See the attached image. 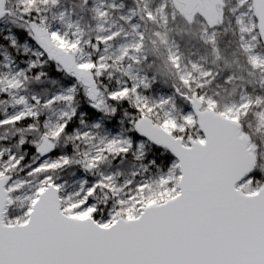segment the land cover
Masks as SVG:
<instances>
[{"label": "snow or ice", "instance_id": "snow-or-ice-1", "mask_svg": "<svg viewBox=\"0 0 264 264\" xmlns=\"http://www.w3.org/2000/svg\"><path fill=\"white\" fill-rule=\"evenodd\" d=\"M3 3L0 15L6 11ZM49 3L57 0H20V11L39 14L38 4ZM29 28V37L48 59L83 86L91 109L115 119L118 107L127 102L137 115L130 122L134 135L108 138L75 129L68 133L73 108L71 114H62L63 123L45 125L47 131L31 146V163H23L26 155L17 158L8 149L0 150V264H264V140L257 142L264 136V113L252 131L246 122L250 101L219 111L214 99L194 93L184 97L190 110L177 117L167 107L171 97L150 103L139 95V85L105 96L92 79L93 73L107 70L100 62L104 57L77 63L79 37L70 40L66 33L50 32L43 18L31 21ZM116 35L97 40L104 44ZM36 67V62L28 65L29 70ZM42 75L37 73L36 79ZM16 76L27 79L24 71ZM181 80L188 85L187 79ZM5 82L9 88L22 84L16 77L0 80ZM75 91L74 85L69 95L54 96L44 107L58 100L71 103ZM32 99L40 104L36 96ZM15 103L27 107L23 96ZM36 116L27 108L0 120V126ZM62 136L73 142V152L78 142L95 141L94 154L76 153L77 159L57 152ZM146 142L155 156L130 178L121 180L119 170L92 180L85 176L73 191L61 182L59 172L74 165L90 174L108 156L141 160ZM23 145L21 137L17 148Z\"/></svg>", "mask_w": 264, "mask_h": 264}, {"label": "rangeland", "instance_id": "rangeland-1", "mask_svg": "<svg viewBox=\"0 0 264 264\" xmlns=\"http://www.w3.org/2000/svg\"><path fill=\"white\" fill-rule=\"evenodd\" d=\"M89 1L88 8L86 0H57L55 5L40 4L39 14L34 16L31 13L22 15L20 0L10 1L11 16L5 18L4 22H0V80L7 81L16 77L22 81V84L19 88H9L6 82L0 84V88L5 89L0 92V120H6L21 111H26L27 108H31L37 116L26 118L14 125L0 126V150L8 149L10 151L7 154H15L17 158L26 155L23 163H31L35 159V151L31 154L25 148H17L21 137L25 139V142L27 140L32 144L38 142L40 136L47 131L46 124L51 127L57 123H63L62 114L65 112L71 114L73 108L76 109V114L69 122L68 133H72L75 129L81 133L90 132L93 135L99 133L100 136L108 138L116 136L127 138L134 135L130 130V122L134 119L132 118L134 107L127 102V106L120 105L115 119L97 113L89 107L90 101L85 95L83 86L64 73L58 64L48 59L44 50L29 37L27 30L29 23L33 20L39 23L40 18L44 19L50 32L58 31L61 35L66 33L70 40L80 38L81 51L74 54L77 63L96 61L104 57V60L100 62L108 65L107 70L99 75L94 73L93 76L96 79L97 88L104 92L105 96L112 90L139 85L137 88L139 95L150 103L171 97L167 107L172 110L173 115L178 117L190 109L185 100L176 93L175 88L191 95L195 92L187 93L181 88L191 90L192 87H196L200 90L195 94L214 99L219 111L227 107H238L241 103L250 101L252 107L247 110V113L252 109L258 110L257 116L250 120V124L256 130L259 117L264 113L260 92L253 93L244 84L238 87L237 82L236 87L220 101L218 96H215L216 90L201 87L208 82L218 66L223 71L226 70L227 74L223 73L225 81H230L231 78L240 79L242 76L240 72L243 70L241 59L236 56L237 53L228 50L227 41L221 39L224 35L216 33L218 31L214 28L208 31L207 36L212 47L219 52L217 59L213 58V49L209 51L198 43L199 33L207 21L204 19L208 17V12L203 10L205 7L199 8L193 15H184V11L178 8L175 0H137L131 4L128 0ZM211 1L212 4L209 5L212 10V24L218 22L229 24L226 14L220 8L225 6L226 2ZM227 2L229 9L233 5L237 9L230 21V25L234 26V32H236L232 42L234 43L233 39L237 35L235 39L239 52L247 56V64L261 72L264 70V45L257 29L254 2L253 0H227ZM97 10L104 15L99 16ZM159 25H162L170 34L168 43L157 34ZM204 31L205 29L202 35ZM113 33L118 35L112 40L104 44L98 42V37H107ZM181 49L184 53H181ZM125 50L127 55H124ZM193 54L195 58L191 56ZM33 62L37 63V67L29 70L28 65ZM21 71H24L27 79L16 76ZM37 73H44V75L37 80ZM181 77L189 81L188 85L182 82ZM145 83L149 87L145 88ZM156 83L159 84V88H156ZM74 85L76 91L71 93L74 97L71 103L58 100L51 106L44 107L46 101L54 96L69 95L68 89ZM21 96L26 98L27 107L15 103ZM33 96L40 100V104L35 103ZM179 101L181 104L178 105ZM116 120L122 123H116ZM95 123H100L101 127L93 128ZM30 124L33 125L32 129L28 127ZM20 126L25 127L20 129ZM72 143L66 142L65 137L62 136L57 143V152L71 153L77 159L80 157L76 153L89 151L94 154L95 141L93 144L78 142L75 152L72 150ZM142 151L146 156V144ZM145 156L141 160H136L133 155L131 157L134 158L117 157L124 160L121 168H117L114 164L116 157L108 156V159L90 174L83 173L78 165H74L61 170L59 176L61 182H67L69 191L75 190L85 176L92 180L101 173L107 175L119 170L123 174L120 179L124 180L130 178L131 172L140 170L141 164H147ZM0 163H3V160H0ZM151 172L155 174L156 169L151 168ZM19 176L24 177L25 172H19Z\"/></svg>", "mask_w": 264, "mask_h": 264}, {"label": "trees", "instance_id": "trees-1", "mask_svg": "<svg viewBox=\"0 0 264 264\" xmlns=\"http://www.w3.org/2000/svg\"><path fill=\"white\" fill-rule=\"evenodd\" d=\"M78 1V0H76ZM79 1H83V0H79ZM88 1L86 7H89V0H86V2ZM209 2V4H212L211 0H207ZM224 2H226L225 6H222L220 8L223 9V12L226 14L227 19L229 21V24L224 23V22H218L217 24H213L212 28L215 29V31H218L216 33H219L221 35H224L221 37V39L223 41H227V48L230 51H235L237 53L236 56H238L241 59L242 62V66H243V70L240 72L242 74L240 79H232L230 81H225V77L223 73H226L225 71H223L220 66L216 67L212 76L209 78L208 82L203 84L201 87L205 88V87H210L213 88L214 90H216V94L215 96H218L219 100L222 101L224 99L225 96L228 95V93L231 92V90H233L236 87V83L238 82V87L242 84H244V86L248 87V89H250L253 93L254 92H260L261 94V98L264 104V70L257 71L254 70L249 64H247L248 62L247 60V56L242 53L239 52L238 50V44H237V40L235 39V37L237 38V35L234 37V43L232 42V37L236 34V32H234V26L230 25V21L232 19V15L234 14V11H236L237 9H235L234 5L232 6L231 9H229L228 7V2L227 0H224ZM220 3H222V1L220 0ZM40 4H38L39 6ZM211 8V6H210ZM198 10V9H197ZM212 11V10H211ZM31 14L36 15L37 12L35 10H33L31 12ZM182 14V13H181ZM161 24V23H160ZM230 25V27H229ZM230 28V30H229ZM28 32L30 31V28L28 29ZM232 33V34H231ZM157 34H159V36H162L165 39V42L168 43L169 42V37L170 34L167 32V30L162 27V25H159V29L157 31ZM260 45L261 42H259ZM181 53H184L183 50L181 49ZM192 57L195 58L194 54L191 55ZM227 74V73H226ZM227 76V75H225ZM156 88H159V84L156 83L155 84ZM181 88V86H180ZM184 92L187 93H199L200 88H196V87H192L191 90H187L185 88H181ZM177 98V97H176ZM178 99V98H177ZM179 100V99H178ZM181 104V102H178V105ZM128 104L125 102L124 104H122V106H127ZM258 110L256 109H252L248 112L247 117H246V122L250 123V120L253 118H255L257 116ZM132 118H135L137 113L135 111L132 112ZM252 126V131H255L254 126ZM25 126H20L19 128H24ZM261 140H264V136H258L257 138V142H260ZM146 144V156H145V161L148 163V159L153 158L155 156V152L154 149L152 147L151 144L149 143H145ZM32 143H30V141H26L25 145L21 146L22 148L27 149L28 153H33L35 150L34 148L31 147ZM132 155L128 156L130 158H134L131 157ZM127 157V158H128ZM124 160L121 158H115L114 160V164L116 165L117 168H121L122 164H123ZM154 168V167H153Z\"/></svg>", "mask_w": 264, "mask_h": 264}, {"label": "water", "instance_id": "water-1", "mask_svg": "<svg viewBox=\"0 0 264 264\" xmlns=\"http://www.w3.org/2000/svg\"><path fill=\"white\" fill-rule=\"evenodd\" d=\"M11 0H4L3 8L6 10L3 15H0V21L3 20L5 17L11 16V9L9 7ZM176 2H179L183 4V10L185 14H191L197 6L202 5L201 0H175ZM254 2V9L255 14L257 17V29L259 32V36L261 39L262 44L264 45V0H253ZM59 64V63H58ZM61 65V64H59ZM62 66V65H61ZM63 67V66H62ZM93 79V77H92ZM94 80V79H93ZM177 88H175V91ZM176 93L185 100V96H192L193 94L189 95L182 92ZM185 102L188 104V102L185 100ZM189 106V104H188ZM150 144V143H149Z\"/></svg>", "mask_w": 264, "mask_h": 264}, {"label": "flooded vegetation", "instance_id": "flooded-vegetation-1", "mask_svg": "<svg viewBox=\"0 0 264 264\" xmlns=\"http://www.w3.org/2000/svg\"><path fill=\"white\" fill-rule=\"evenodd\" d=\"M129 1V2H128ZM127 2L131 4V2H137V0H128ZM202 1V5L201 6H197L195 8V10L191 13V15L195 14V12L197 11V9L201 8L203 9L205 7V9H203L204 11L208 12V17H206V19L204 20H207L206 21V24L204 25V27H202L201 29V33H199V36H198V43L201 44V46H203L204 48L208 49L209 51H211L213 49V58L214 59H217L218 56H219V52L214 49L212 47V43L209 41V38H208V31L212 28V11H211V8H210V5H209V2L207 0H201ZM177 3V6L178 8H181L183 10V4L179 3V2H176ZM124 8V6L122 7ZM184 11V10H183ZM184 15H187V14H184ZM190 15V14H189ZM7 18V17H5ZM5 18L3 20H1L0 22H4ZM142 23H143V20H142ZM205 29L203 35H202V31ZM146 34V33H145ZM47 54V53H46ZM52 62H54L55 64H58L57 61L55 60H51ZM59 65V64H58ZM61 70L64 71V73L68 74L66 72V70L63 69V67L61 65H59ZM94 75V73L92 74V76ZM68 76L73 79V80H76L75 77H73L72 75L68 74ZM94 77V76H93ZM94 79V82H96V79L95 77L93 78Z\"/></svg>", "mask_w": 264, "mask_h": 264}, {"label": "built area", "instance_id": "built-area-1", "mask_svg": "<svg viewBox=\"0 0 264 264\" xmlns=\"http://www.w3.org/2000/svg\"><path fill=\"white\" fill-rule=\"evenodd\" d=\"M257 66V65H256Z\"/></svg>", "mask_w": 264, "mask_h": 264}]
</instances>
